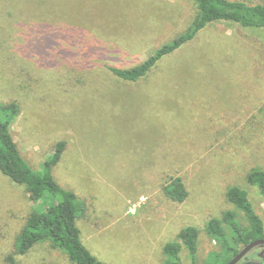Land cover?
<instances>
[{
    "label": "rangeland",
    "instance_id": "1",
    "mask_svg": "<svg viewBox=\"0 0 264 264\" xmlns=\"http://www.w3.org/2000/svg\"><path fill=\"white\" fill-rule=\"evenodd\" d=\"M196 16L192 0H0V106L19 107L12 138L33 171L65 143L53 176L86 204L81 240L105 264H165L164 244L187 226L199 231L196 264L209 262L210 219L229 211L248 227L230 187L264 225V198L247 182L264 172V31L213 23L136 83L105 68L136 67ZM177 177L182 203L163 194ZM32 205L0 173V264H72L48 244L8 261ZM180 258L191 264L185 249Z\"/></svg>",
    "mask_w": 264,
    "mask_h": 264
},
{
    "label": "trees",
    "instance_id": "2",
    "mask_svg": "<svg viewBox=\"0 0 264 264\" xmlns=\"http://www.w3.org/2000/svg\"><path fill=\"white\" fill-rule=\"evenodd\" d=\"M197 7V16L184 33L157 49L148 59L136 67L119 69L113 66L105 68L117 79L136 83L145 79L157 64L173 54L213 23L225 22L238 25L244 30L264 31V2L249 5L239 0H192ZM1 47V44H0ZM19 115L17 103L0 106V173L14 185L23 187L33 204L25 225L13 244V253L8 261L15 263L14 257L26 256L35 246L48 244L52 249L63 252L72 264H105L97 260L81 240L77 221L86 213V204L74 193L63 189L55 181L54 168L59 164L65 150V143L55 145L53 153L44 161L39 171H33L20 155L11 135V126ZM247 182L257 187L264 198V172L251 171ZM164 196L176 203L187 198L182 179L172 178L163 186ZM226 198L230 204L241 211L248 227L241 228L236 214L225 212L222 218L210 219L205 229L209 238L216 239L225 246L230 245L225 237V228H229L243 237L246 242L261 237L263 222L255 213L248 193L238 187L227 189ZM235 236V235H234ZM199 231L187 226L177 236V240L164 244L162 253L165 264H182L180 253L187 251L191 264H196ZM238 243V241H236Z\"/></svg>",
    "mask_w": 264,
    "mask_h": 264
},
{
    "label": "flooded vegetation",
    "instance_id": "3",
    "mask_svg": "<svg viewBox=\"0 0 264 264\" xmlns=\"http://www.w3.org/2000/svg\"><path fill=\"white\" fill-rule=\"evenodd\" d=\"M236 236L237 234L233 231L225 232L227 242L233 246H225L224 243H219L216 239L210 238L212 245L209 247V253L212 257L209 262L201 264H232V261L244 252L250 244L256 242L258 243L244 252L233 264H264V225L261 237L258 239H249L246 242L243 237H238L236 240Z\"/></svg>",
    "mask_w": 264,
    "mask_h": 264
},
{
    "label": "water",
    "instance_id": "4",
    "mask_svg": "<svg viewBox=\"0 0 264 264\" xmlns=\"http://www.w3.org/2000/svg\"><path fill=\"white\" fill-rule=\"evenodd\" d=\"M258 242H256V243H252V244H250L247 248H246V250L244 251V252H246L248 249H250L251 247H253V246H255L256 244H257ZM244 252H242L236 259H234L233 261H232V264L233 263H235L242 255H243V253Z\"/></svg>",
    "mask_w": 264,
    "mask_h": 264
}]
</instances>
